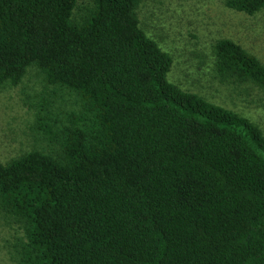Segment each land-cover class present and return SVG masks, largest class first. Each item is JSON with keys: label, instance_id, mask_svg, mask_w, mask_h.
Masks as SVG:
<instances>
[{"label": "trees", "instance_id": "trees-1", "mask_svg": "<svg viewBox=\"0 0 264 264\" xmlns=\"http://www.w3.org/2000/svg\"><path fill=\"white\" fill-rule=\"evenodd\" d=\"M140 3L0 0V89L31 68L44 86L39 141L0 159L15 264H264V129L168 79ZM210 55L211 85L264 106L257 55L228 37Z\"/></svg>", "mask_w": 264, "mask_h": 264}, {"label": "rangeland", "instance_id": "rangeland-1", "mask_svg": "<svg viewBox=\"0 0 264 264\" xmlns=\"http://www.w3.org/2000/svg\"><path fill=\"white\" fill-rule=\"evenodd\" d=\"M137 14L147 34L173 57L170 81L250 115L264 129V106L252 99L255 91L247 101L246 92L239 96L222 84L210 83L211 44L218 38L234 39L264 63V10L250 15L225 7L221 0H141ZM43 89L34 68L17 86L0 89L2 161L39 141L33 106L41 101ZM14 235L0 218V264H15L10 254Z\"/></svg>", "mask_w": 264, "mask_h": 264}]
</instances>
